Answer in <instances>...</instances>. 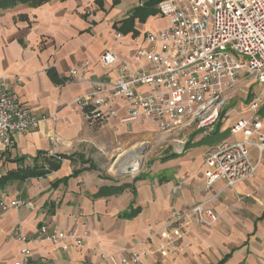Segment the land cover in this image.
<instances>
[{"label":"crops","instance_id":"obj_1","mask_svg":"<svg viewBox=\"0 0 264 264\" xmlns=\"http://www.w3.org/2000/svg\"><path fill=\"white\" fill-rule=\"evenodd\" d=\"M114 1L49 0L39 7L19 4L0 9V79H7L8 90L37 118L56 115L58 119L42 122L36 131L15 134L10 143L0 141V178L19 169L18 158H27L23 167L31 168L41 152L74 157L45 178L13 182L0 191V199L32 205L0 214V264L21 262L24 249L31 251L28 264H121L131 252L144 253L140 264H219L225 258L224 264H264V153L251 149L258 172L234 188L223 181L209 186L204 174L205 156L221 143L239 139L230 134V119L219 123L214 134L229 133L233 141L214 140L208 149L195 153L193 149L207 144L210 137L194 132L188 139L192 148L168 162L154 161V173L144 180L120 184L107 173L113 161L161 133L149 121L87 123L74 102L92 91L94 79L115 78V72L100 63L105 52L130 57L147 34L169 27L157 8V15L146 23L136 21L137 37L118 39L114 25L146 0H118L117 5ZM86 62L90 66L84 80L71 79V70ZM51 69L69 82L57 86L48 74ZM238 118L237 113L234 122ZM203 139L205 144L198 145ZM80 156L98 170H90ZM124 184L131 187L98 197L102 188ZM197 205L213 212L217 220L186 221L187 234L174 247L154 236L173 212H187ZM137 209L141 210L137 217L120 218ZM43 224L53 233H76L83 246L62 251L40 240ZM17 228L26 242L13 236Z\"/></svg>","mask_w":264,"mask_h":264},{"label":"built area","instance_id":"obj_2","mask_svg":"<svg viewBox=\"0 0 264 264\" xmlns=\"http://www.w3.org/2000/svg\"><path fill=\"white\" fill-rule=\"evenodd\" d=\"M158 12L169 27L147 34L130 57L105 52L100 63L115 72V78L94 79L92 91L74 104L90 124L152 122L160 133L176 139L175 153L182 154L191 133L209 138L219 123L238 113L224 108L240 93L247 99L251 84L264 90V0H163ZM89 66L86 62L71 70L70 78L84 80ZM263 110L264 92L254 93L250 107L238 113L229 129L239 139L223 142L205 156L209 186L223 181L234 188L257 174L259 163L252 160L251 149L264 153ZM49 120L58 119L56 115L37 118L8 90L7 79H0V141L10 143L13 135L36 131ZM30 206L1 198L0 214ZM190 216L203 222L217 220L213 212L197 205L187 212H173L154 236L174 247L187 234L185 221ZM13 236L27 241L21 228ZM38 237L62 251L84 244L76 233H53L47 224L40 227ZM21 254L23 260L15 264H28L31 251L24 249ZM143 255L131 252L121 264H140Z\"/></svg>","mask_w":264,"mask_h":264},{"label":"trees","instance_id":"obj_3","mask_svg":"<svg viewBox=\"0 0 264 264\" xmlns=\"http://www.w3.org/2000/svg\"><path fill=\"white\" fill-rule=\"evenodd\" d=\"M60 1L66 2L68 0H60ZM162 1L163 0H146L141 6L131 10L127 19H125L120 23L115 24L114 30L119 35L127 36L129 34H132L134 37H137L139 35V32L136 30V21H139L140 23L144 24L150 17L156 16L158 5ZM48 2L49 0H0V9L7 10L19 4H25L31 7H39ZM117 4H118V0H115L114 5ZM48 74L57 86H64L68 81L66 79H60L54 69L49 70ZM262 115L264 116V110L262 111ZM214 135H218V132H216ZM194 138L195 137H193L191 140L193 141ZM205 142H206L205 139H203V141H201L198 145H204ZM189 148H192L191 143L187 144L185 149H189ZM177 157L178 155L173 154L171 156L162 159L161 162L165 163ZM65 159H70L73 161L74 157H68L65 155L49 156L46 153L41 152L34 159V166L31 168L23 167V163L27 160V158L22 157L15 159V163H17L20 167L18 170L9 172L5 176H2L0 178V191L4 190L8 185H10L13 182H25L29 179L45 178L49 174L58 171L61 168L62 162ZM81 159L83 161V164H90V168H89L90 170H98V168L94 165V163L91 160L85 161L82 157ZM81 172L82 170L75 171L73 176L75 177L79 175ZM145 178L146 177L144 175H140L139 177L135 178V180L139 181V180H144ZM67 181H68L67 179L64 180V183ZM165 181H166L165 179H162L160 182H165ZM130 187L131 185L124 184L121 186L102 188L98 193V197L117 195ZM140 211H141L140 209H137V210H132L131 212H126L124 214H121L120 218L128 219V220L133 219L137 217ZM226 260L227 258H225L219 264H224Z\"/></svg>","mask_w":264,"mask_h":264},{"label":"rangeland","instance_id":"obj_4","mask_svg":"<svg viewBox=\"0 0 264 264\" xmlns=\"http://www.w3.org/2000/svg\"><path fill=\"white\" fill-rule=\"evenodd\" d=\"M243 82H245V81H243ZM263 92H264L263 88L261 86H259L258 84H256V83L251 84L250 87H249V92H248L247 99H245V97H244L245 93L244 94L240 93L237 96L236 100L232 101L231 103H229V104H227L225 106L224 111H231V110H234V109L237 110L238 113L241 112V111H246L250 107V103H251V99L253 97V94L254 93L262 94ZM236 114L237 113H233L231 115V118H230L229 122H232V124H234V119H235ZM249 116H250V114L246 115L247 118ZM214 140H217L220 143V142H222L224 140L233 141L234 139H232V137L230 136L229 133H227L224 136L213 135L212 137H210L208 139V141L206 142L207 144H205L202 147H198V148L193 149V152L198 153V152H201V151H204V150L208 149L210 147V145H211L210 142H212ZM171 143H172V139L166 137L165 135H163L161 133L158 137H155L154 139H150L149 141H146L145 143H142V145H138L137 147L131 149L128 153H126L124 156H122L119 159L120 161L119 160L113 161L111 166H109V168L107 169V173L109 174V176H110V178L112 180L119 181L120 184L130 183L135 178L139 177L140 175L149 176L152 173H154V169H153L154 163H155L154 161H160V160H162V159H164V158H166L168 156H171L173 154H176L178 156L181 155L179 153H175V150H177L179 148H176L174 150L172 145H171ZM187 144H189V141H188ZM176 145H178V144H176ZM186 150L187 149H185V150L181 149L182 154H184V152ZM135 154H138L140 156H144L145 157L142 169L135 175H129L127 177L119 176L118 175V171L121 170L123 165H128L131 162L132 156H135ZM190 219H196V217H189V218H187L186 221H189ZM167 221H166V223H167ZM156 231H158V230H156ZM153 233L155 234V232H153Z\"/></svg>","mask_w":264,"mask_h":264},{"label":"bare ground","instance_id":"obj_5","mask_svg":"<svg viewBox=\"0 0 264 264\" xmlns=\"http://www.w3.org/2000/svg\"><path fill=\"white\" fill-rule=\"evenodd\" d=\"M144 160H145V157L144 156H140L138 154H135V156H132L131 162L128 165H123L122 166L121 170L118 171V175L119 176H125V175H127L128 174V168L129 167H132L133 168V172L132 173H129L130 175L137 174L142 169V166L144 164Z\"/></svg>","mask_w":264,"mask_h":264},{"label":"water","instance_id":"obj_6","mask_svg":"<svg viewBox=\"0 0 264 264\" xmlns=\"http://www.w3.org/2000/svg\"><path fill=\"white\" fill-rule=\"evenodd\" d=\"M132 172H133V168H132V167H129V168H128V174L125 175V176H121V177H127V176L130 175L129 173H132Z\"/></svg>","mask_w":264,"mask_h":264}]
</instances>
